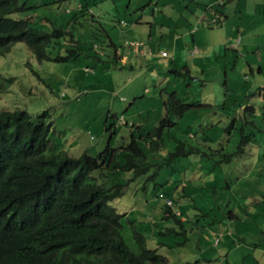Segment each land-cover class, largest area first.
<instances>
[{"label":"rangeland","instance_id":"rangeland-1","mask_svg":"<svg viewBox=\"0 0 264 264\" xmlns=\"http://www.w3.org/2000/svg\"><path fill=\"white\" fill-rule=\"evenodd\" d=\"M196 1L27 0L30 10L19 18L35 17L45 30L66 29L83 50L66 63L39 62L26 44H15L0 57L2 76L16 79L0 95V111L46 114L54 149L75 158L96 157L107 147L124 152L136 137L149 170L134 179L120 174L125 191L111 204L126 214L122 234L132 251H138L136 229L148 247L160 245L170 264H264V29L253 27L247 36L240 29L254 21L260 5L264 9V0L259 6ZM211 3L223 14L218 26L198 23ZM240 37L243 45L232 49ZM70 38L61 40L62 50H51L54 56L76 48ZM188 41L201 54L192 57L186 47L178 62L171 61ZM132 42L154 48L155 56L131 64L133 49L141 50ZM162 51L171 53L167 69L159 68ZM173 94L189 105L181 119L167 106ZM165 118L176 124L164 129L165 147L154 152L149 134ZM176 139L199 153L168 164ZM231 154L237 155L225 162ZM168 200L181 223L163 219Z\"/></svg>","mask_w":264,"mask_h":264},{"label":"trees","instance_id":"trees-1","mask_svg":"<svg viewBox=\"0 0 264 264\" xmlns=\"http://www.w3.org/2000/svg\"><path fill=\"white\" fill-rule=\"evenodd\" d=\"M26 1L0 0V57L8 55L15 44L24 43L39 62L77 59L83 49L74 34L57 27L45 30L35 17L17 16L30 10ZM79 10L91 13L83 6ZM213 20L203 22L208 26L222 23ZM67 35L76 48L54 56L51 50H62L66 45L61 40ZM15 80L0 73V95ZM170 98L169 112L181 119L189 105L175 94ZM45 117L36 118L20 109L0 111V264H170L160 254V245L148 247L146 235L136 229L133 238L138 251H132L122 234L126 214L111 205L125 191L120 174H133L134 179L149 170L148 156L136 137L124 152L107 147L96 157L84 153L75 158L57 151L59 147L54 149L52 125L43 121ZM175 124L165 118L155 134H149L154 152L163 150L164 129ZM176 142L168 164L199 153L193 146L188 149L182 139ZM236 155L226 156L225 162H232ZM173 207L167 202L163 205V219L181 223L182 215Z\"/></svg>","mask_w":264,"mask_h":264},{"label":"crops","instance_id":"crops-1","mask_svg":"<svg viewBox=\"0 0 264 264\" xmlns=\"http://www.w3.org/2000/svg\"><path fill=\"white\" fill-rule=\"evenodd\" d=\"M213 0H211V2H212ZM219 1V0H218ZM247 1H251V0H247ZM252 1H254L255 2V4L257 5V6H259V4H258V0H252ZM197 1L196 0H190V3H196ZM238 2H242L243 3V0H238ZM212 5V7H209L207 10H208V12L206 13H204L205 15L202 17L201 16V20L199 19V22L198 23H200V24H204V22H208L209 23V21L211 20V19H214L217 15L220 17V19H222V23H223V18H222V11L220 12L219 11V9H216V8H214L215 7V3L213 4V3H211ZM260 8V10L258 11V10H256L255 11V15H256V18L254 19V21H252L250 24H249V26L248 27H245L244 29H242V28H240L244 33H245V36H247V35H250V33L253 31L252 29H253V27H254V29H256V30H259V29H264V9H262L261 10V5L259 6ZM256 9V8H255ZM187 11H189L190 10V7H188L187 6V9H186ZM198 12H200V10L198 11ZM208 18H210V19H208ZM204 22H203V21ZM206 22V23H207ZM199 24V25H200ZM191 28L192 27H190V28H188V30H191ZM198 29V26L194 29V30H191V32H192V34H196L197 33V30ZM189 33V32H188ZM257 33V32H256ZM196 38L194 37L193 38V43H196ZM132 43H141V42H132ZM243 43H244V41H243V38H242V41H241V44L239 45V46H242L243 45ZM142 45L141 46H138V47H140L141 48V50L140 51H136V49H133V52H131V54L132 53H135V56H134V58H133V56H131L130 55V59H131V57H132V59H131V64L133 63V62H135V63H139L141 60H143V62L147 59V58H150V56L151 57H154L155 56V54H154V48H151L150 46L148 47V48H142V47H144V46H146L145 44H143V43H141ZM176 46H178L177 44H176ZM183 46L184 47H182L181 49H179V54L176 52H174V57H173V59H171V61H173V62H175L176 63V61H177V56L176 55H183L184 54V51H185V49H186V47H188V49H189V53L191 54V56L192 57H195V56H197V55H200L201 53V51H200V49L198 48V47H195V45L194 44H192L190 41H188L185 45L183 44ZM233 46H235V44H233L232 45V49H237L239 46H237V47H233ZM138 47H136V48H138ZM195 49H198V53L196 54V55H192V52L195 50ZM152 51L153 52V54L151 55V54H149L150 52L149 51ZM151 52V53H152ZM162 52H166V51H162ZM168 53V52H167ZM170 57H171V53H168V57L167 58H163V57H161L160 56V58H159V60H162L163 59V61H164V64H162V63H160L161 64V66L159 67V68H161V69H167L166 67H168L169 68V66H171V64H168L167 62L170 60ZM128 58H129V56H124L123 58H120L121 59V61L123 62V63H126V61H128ZM166 61V62H165ZM178 62V61H177ZM178 65H179V63H178ZM182 65V64H181ZM182 67H186V66H182ZM187 68V67H186ZM188 69V68H187ZM262 71V69L261 68H259V72H261ZM190 136H192V134H190ZM193 137V136H192ZM257 204V203H256ZM254 207V206H253ZM223 237V236H222Z\"/></svg>","mask_w":264,"mask_h":264},{"label":"built area","instance_id":"built-area-1","mask_svg":"<svg viewBox=\"0 0 264 264\" xmlns=\"http://www.w3.org/2000/svg\"><path fill=\"white\" fill-rule=\"evenodd\" d=\"M221 20H222V19H220V17L217 15V16L214 18V20L212 21V23L215 24V23H217V22H221ZM218 25H219V24H217V26H218ZM241 41H242V38L240 37V38L236 41L235 46H233V47H237L238 45H240V44H241ZM131 45H132V46H135V47H138V46H141L142 44H141V43H131ZM197 53H198V49H195V50L192 52V55H196ZM161 55H162V57H164V58H167V57H168V53H167V52H161ZM92 72H93L92 69H90V68H85V73H86L87 75L90 74V73H92ZM120 122H121V123L124 122V118H123V117L120 118ZM167 203H168L169 206L173 207V202H172L171 200H168ZM176 214L179 215L178 212H176Z\"/></svg>","mask_w":264,"mask_h":264},{"label":"clouds","instance_id":"clouds-1","mask_svg":"<svg viewBox=\"0 0 264 264\" xmlns=\"http://www.w3.org/2000/svg\"><path fill=\"white\" fill-rule=\"evenodd\" d=\"M221 22H222V20H221ZM239 46V45H238Z\"/></svg>","mask_w":264,"mask_h":264}]
</instances>
